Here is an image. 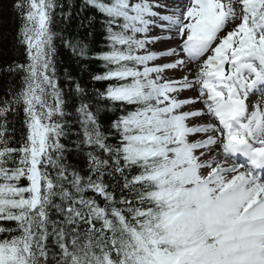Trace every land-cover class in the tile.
Wrapping results in <instances>:
<instances>
[{
  "label": "trees",
  "instance_id": "16d2710c",
  "mask_svg": "<svg viewBox=\"0 0 264 264\" xmlns=\"http://www.w3.org/2000/svg\"><path fill=\"white\" fill-rule=\"evenodd\" d=\"M113 4L0 0V264H156L154 236L187 264L183 247L204 240L202 218H172L176 205L158 197L169 180L156 173L170 167L147 121L155 88ZM40 112L53 131L34 206L29 137ZM122 248L144 263L122 262Z\"/></svg>",
  "mask_w": 264,
  "mask_h": 264
},
{
  "label": "bare ground",
  "instance_id": "6f19581e",
  "mask_svg": "<svg viewBox=\"0 0 264 264\" xmlns=\"http://www.w3.org/2000/svg\"><path fill=\"white\" fill-rule=\"evenodd\" d=\"M174 1L160 0L158 7L161 6L162 10L160 14L155 15L160 19L156 24L155 19H149L147 24L154 32L162 33L161 39L167 43L166 52L182 53V63L186 67L184 77L189 82L191 91H194L195 100L191 101V106L197 108L193 112L197 121L188 131L192 140L201 142L206 149L202 176L207 179L208 186H216L208 195L224 203L227 210L233 208L239 212L242 207L244 213L239 220L237 231V235L242 238V247L239 248L242 261L245 264H264V180L253 178L243 166L233 164L229 155L223 152V145H226L227 141L221 125L230 119L233 107L223 105L222 109L212 110L206 103L207 101L212 104L215 98H221L219 93L225 87L224 83L235 79L231 73L235 69L242 75L254 72L253 75L262 82L264 79L257 71H253V65L250 68L248 63L246 66L243 62L239 65L231 60L237 45L236 39L241 33V26L238 24L241 15L238 14L236 6L231 7V13L222 15L216 27H210L206 23V9L203 8L201 0H182L181 4ZM171 5L177 7L172 8ZM184 39L189 43L183 44ZM185 51H190L192 55L189 60H185ZM256 60L257 64L254 66L264 69V60L259 56ZM244 84L238 88H243ZM213 85L216 91H212L206 100L203 95L212 89ZM261 89L264 91V88ZM234 95L237 98L235 102H239L237 90ZM260 95L261 98L257 97L255 103L249 99L243 100L244 97L241 100L242 104L251 107L247 114L250 121L247 129L255 132L256 141L252 143V148L257 150L264 148L260 147V142H264V93ZM183 108L190 111V104L187 102ZM191 113L190 111L189 115ZM211 131L215 133L210 135ZM247 132L239 137L246 138ZM252 217L253 223L250 226L242 224ZM227 238L225 237V240ZM229 258L228 256L227 260Z\"/></svg>",
  "mask_w": 264,
  "mask_h": 264
},
{
  "label": "rangeland",
  "instance_id": "374dc122",
  "mask_svg": "<svg viewBox=\"0 0 264 264\" xmlns=\"http://www.w3.org/2000/svg\"><path fill=\"white\" fill-rule=\"evenodd\" d=\"M237 2V3H236ZM253 0H214L212 2V9L209 8V6H204L203 2V8L206 9L205 13H207L206 16V22L207 25L210 27H214L215 25L217 26L219 23V19L222 17L221 14L218 15V18L214 17L213 15H216L219 12H223L224 14L227 12V8H225V5H236L239 4L237 9H239V12L242 13L244 19H247V25L250 26V31L253 29V34L245 30L244 26V21L243 19L240 20V26L241 27V33L236 39L238 41L237 46L240 44L238 47L239 49L244 47L245 45L249 48H251L252 43L254 42V39L258 38V36H263L264 37V25L259 27L257 29V25L255 23L256 17H251L252 13V3ZM214 3V4H213ZM227 3V4H224ZM157 8H150L148 12L142 14L140 16V20L138 21V26L136 28V31L138 32V37L143 39L145 42V49H146V54L151 58L150 64L153 65L155 69V76L159 80V99L162 100V105L167 107L169 110L168 114V120L171 122V127L173 128V134L174 135H179V136H187L185 133H187L188 127L193 126V123L196 122L197 116L193 113L196 111L197 108L191 106V101L195 100L194 97V91H191V87L188 86L189 82H187L186 77H184V72L186 70L185 65L182 63L181 59V54H178L177 52L175 53H170V52H165L164 51V46L167 45V43H164V41H159L158 39L161 38L162 33L158 32H152L151 27L148 26L146 23L149 21V19H155L154 22L156 24V21L159 19L156 18L155 12H160ZM213 14V15H212ZM153 17V18H152ZM237 48V49H238ZM239 49L235 53V57L233 58V61H236L240 55L239 54ZM262 57H264V53L261 54ZM189 59L188 57H185V60ZM184 60V61H185ZM186 79V80H185ZM179 87V88H178ZM207 96V95H206ZM204 98L205 94L203 95ZM186 102V103H183ZM187 102L190 104V111L192 112L191 115L185 116L186 112L189 110H185L183 108L184 104H187ZM178 131V132H177ZM35 138L38 142V146L36 149H39L41 146L42 142V130L35 125ZM191 136L189 135L188 139H190ZM188 139L184 142H182L181 146V151L183 152L184 158L183 160L186 162V167L188 169H191L193 173L191 174V177L194 179L197 176V173L194 169V164L195 158L191 154H187V151L190 147V143H188ZM177 141V140H176ZM204 151H200L196 154H198V159L200 160V163H197L198 167H201L203 160L202 157H204ZM194 169V170H193ZM197 170V169H196ZM178 178L181 179V181L185 180L183 175H179ZM196 180V179H195ZM197 181V180H196ZM195 186L203 188L204 191L202 195L205 194L207 191L206 188H204L203 185L199 181L195 184ZM208 202V210L209 214L213 215V218L210 219L212 224H214L213 229L221 230L222 234L218 237H222L224 232L227 233H234V231L229 232L228 228L231 227L233 224L227 222L229 214L226 216H223V212L217 211L218 208H222V205L216 202L215 200H209L208 197L202 196L201 202ZM197 203H199V200H197ZM209 221V222H210ZM217 237V238H218ZM215 240L214 245H216L217 249V258L213 257L212 255L208 256H195L193 264H217V263H224L227 264L225 261V255L231 252L233 248H235V245L231 241H227V243L221 244L219 242V239ZM232 261H235L233 258Z\"/></svg>",
  "mask_w": 264,
  "mask_h": 264
}]
</instances>
